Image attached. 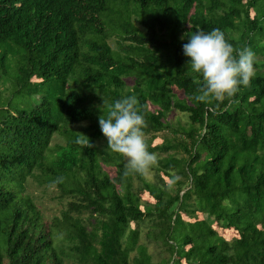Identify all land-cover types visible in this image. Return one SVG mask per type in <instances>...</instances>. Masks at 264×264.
Instances as JSON below:
<instances>
[{
    "label": "trees",
    "instance_id": "trees-1",
    "mask_svg": "<svg viewBox=\"0 0 264 264\" xmlns=\"http://www.w3.org/2000/svg\"><path fill=\"white\" fill-rule=\"evenodd\" d=\"M198 28L254 52L231 97L195 99L182 44ZM0 84V264H264V0H0ZM126 95L154 180L126 175L99 127ZM28 178L66 201L50 223Z\"/></svg>",
    "mask_w": 264,
    "mask_h": 264
},
{
    "label": "clouds",
    "instance_id": "clouds-1",
    "mask_svg": "<svg viewBox=\"0 0 264 264\" xmlns=\"http://www.w3.org/2000/svg\"><path fill=\"white\" fill-rule=\"evenodd\" d=\"M182 49L189 58L188 69L202 78L195 96L198 101L231 97L239 86H247L254 75V52L243 48L234 54L233 45L220 29L198 28L188 33ZM98 123L107 147L126 158L125 174L138 173L145 179L150 178L151 170L158 165V157L148 150L145 142L146 121L137 108V97L126 95L113 100L106 114L99 116ZM80 142L78 138L77 143Z\"/></svg>",
    "mask_w": 264,
    "mask_h": 264
},
{
    "label": "rangeland",
    "instance_id": "rangeland-1",
    "mask_svg": "<svg viewBox=\"0 0 264 264\" xmlns=\"http://www.w3.org/2000/svg\"><path fill=\"white\" fill-rule=\"evenodd\" d=\"M111 45L115 48L116 44L114 42V40H110ZM34 80V79H33ZM131 81V80H129ZM0 95L2 97V101H4L5 98H9L12 95V90L10 89V84L7 85H3L0 84ZM21 98V97H20ZM19 100L16 101V103H18ZM170 119L175 120L174 124H179L182 128H186L187 127V122L188 119L186 117L185 114H182L180 112L174 111L173 113L170 114L169 116ZM81 126H86L85 124H81L79 125V127L81 128ZM170 132L169 131H165V132H160L158 133L157 137H155L153 139L152 146H156L157 144H161L164 140L165 136H169ZM56 141H64V139L58 135H56L55 137ZM104 140V138L98 140L99 142H102ZM110 172H112L111 169H109ZM155 175L156 172L155 170H151V174H150V178L148 179H155ZM135 185H138V182H136ZM26 192H28L29 194H31L34 198L35 203L37 204V206L41 209L45 222L46 223H50L51 219L54 216H57L60 214L61 209L63 208V206L65 205L66 201L65 199H59L57 198V196L59 195V189L55 186L52 185L50 186H46V185H40L37 182H35L32 178H28L27 183H26ZM146 193H143L142 196H145ZM144 198H148V197H144ZM147 200H152V198H148ZM197 215V218H191L189 219L187 215L183 214L184 218L190 221H195V219H202L203 216L202 214L196 212L195 213ZM217 223H213V226H215V228L217 227ZM219 231V233L221 235H223L226 239H232L233 237H236L235 235L238 234L237 231H235L234 229L229 230V229H224V231H220V229H216ZM217 231V232H218ZM144 239V237H143ZM142 239V240H143ZM152 248L155 250L154 251V261H158L161 260L162 256H167L168 253L163 250L161 247H155L154 245H152ZM133 254L135 252H132Z\"/></svg>",
    "mask_w": 264,
    "mask_h": 264
}]
</instances>
